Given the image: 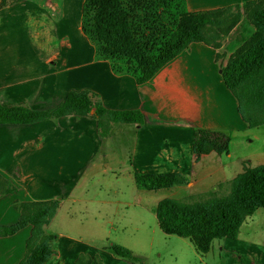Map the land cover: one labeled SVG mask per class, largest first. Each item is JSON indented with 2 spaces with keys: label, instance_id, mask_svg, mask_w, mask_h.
Returning <instances> with one entry per match:
<instances>
[{
  "label": "crops",
  "instance_id": "obj_1",
  "mask_svg": "<svg viewBox=\"0 0 264 264\" xmlns=\"http://www.w3.org/2000/svg\"><path fill=\"white\" fill-rule=\"evenodd\" d=\"M85 1L0 0V104L52 111L69 93L88 92L108 110L141 112L144 122L108 124L106 119L104 135L93 114L0 125V227L19 222L17 204L57 201L44 228L54 236L53 255L45 264H76L81 256L103 264H142L116 256V245L145 264L263 261L259 245L244 239L242 231L237 240H214L205 254L192 238L164 233L156 214L166 199L188 202L222 194L248 170L264 167V148L253 147L260 140L252 133L256 128L241 116L222 76L256 33L246 6L262 0H186L190 12L240 9V19L220 27L218 41L191 44L144 84L98 57L82 31ZM199 129L227 134L229 151L198 158ZM137 174H180L187 183L155 199L164 190L139 189ZM112 230L118 244L111 242ZM35 234L29 225L0 237V264H22L41 237Z\"/></svg>",
  "mask_w": 264,
  "mask_h": 264
},
{
  "label": "trees",
  "instance_id": "obj_2",
  "mask_svg": "<svg viewBox=\"0 0 264 264\" xmlns=\"http://www.w3.org/2000/svg\"><path fill=\"white\" fill-rule=\"evenodd\" d=\"M246 14L256 33L231 57L222 76L238 100L245 122L250 128H257L264 125V0L249 3ZM240 15V9L193 13L186 0H86L82 31L96 47L100 59L112 61L117 73L135 75L138 83L144 84L191 44L218 41V29L235 25ZM72 114H93L101 135L108 133L106 119L108 124L144 122L139 111H111L96 95L71 92L52 111L0 104V125H30ZM230 141L225 133L199 129L194 137V152L198 158L212 151L227 153ZM136 182L141 190L160 191L185 185L187 179L180 174H137ZM195 199L190 203L166 199L156 214L164 233L192 238L198 249L207 254L216 239L237 240L246 220L264 209V167L248 170L231 183L227 196L214 192ZM58 205L57 201L17 204L19 222L0 227V237L13 236L29 225L35 227L36 237L41 236L22 264H45L52 257L54 236L44 233V228L50 224ZM113 251L116 256L145 264L144 259L134 257L125 247L116 245ZM76 264L103 263L81 256Z\"/></svg>",
  "mask_w": 264,
  "mask_h": 264
},
{
  "label": "rangeland",
  "instance_id": "obj_3",
  "mask_svg": "<svg viewBox=\"0 0 264 264\" xmlns=\"http://www.w3.org/2000/svg\"><path fill=\"white\" fill-rule=\"evenodd\" d=\"M14 1L16 2L18 0H14ZM252 133L255 136H258L260 138L258 142L256 141L253 142V147L263 149L264 148V126L256 128L255 130H253ZM227 194H229V189L228 191H225L224 193L220 194V197L227 196ZM166 196H170L169 190H164L160 192L159 194H154L155 199L157 198L163 199ZM180 199H184V198L180 197ZM192 201H188V202L190 203ZM261 211H262L261 213L255 214L254 216L248 218L241 229L244 239L254 240L256 244L259 245L260 247L259 252H258L259 255L264 254V250H263L264 248H261V247H264V210H261ZM154 223H155V220H151L150 226H154ZM106 228L109 229L110 227H106ZM112 233L113 235L111 236V242L114 244H118L119 239H117L115 231L112 230ZM255 264H264V260L261 262L258 261Z\"/></svg>",
  "mask_w": 264,
  "mask_h": 264
}]
</instances>
